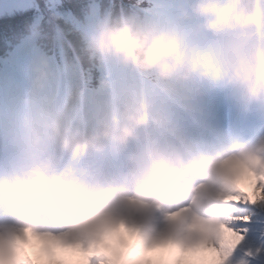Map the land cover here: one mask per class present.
<instances>
[{"label": "clouds", "instance_id": "obj_1", "mask_svg": "<svg viewBox=\"0 0 264 264\" xmlns=\"http://www.w3.org/2000/svg\"><path fill=\"white\" fill-rule=\"evenodd\" d=\"M78 32L72 58L24 46L0 99V264H264V133L176 118L264 106V0L94 6Z\"/></svg>", "mask_w": 264, "mask_h": 264}, {"label": "rangeland", "instance_id": "obj_2", "mask_svg": "<svg viewBox=\"0 0 264 264\" xmlns=\"http://www.w3.org/2000/svg\"><path fill=\"white\" fill-rule=\"evenodd\" d=\"M60 0H46L49 7L55 8ZM35 5L34 0H0V13L11 12L18 9H25ZM94 6H98L95 1L90 2V9ZM57 14H54V16ZM86 16V15H85ZM70 17H66V20L70 21ZM78 22L71 21L74 28L78 29ZM39 23L38 18H35L33 28ZM30 38L18 43L0 62V84L2 87V94L0 93V99L3 98L4 90L7 81L10 78H15L19 81L20 74L23 70L25 62V56L23 55L24 46L32 47L42 50L43 52L50 54L44 50L40 45L36 43L35 34L36 31H32ZM64 38L60 31L56 32V45L58 48V56L55 57L57 61H60L62 57L66 56V49L64 47ZM182 105L184 108H191L189 112L190 116H193L197 121L201 122L204 126L208 127L216 135L236 132L244 137L245 126L251 121L252 138L264 133V106L249 105L245 106L238 97L229 90H213L206 92L200 97L187 96L182 99ZM251 114V118L249 117ZM176 118L183 131L186 133L194 134L192 127L183 114L178 110ZM230 125L229 127H227ZM227 127L226 129H223ZM243 131V132H242ZM207 136L208 133L204 132ZM246 138H250V134L245 135ZM124 160L114 162L113 167H123Z\"/></svg>", "mask_w": 264, "mask_h": 264}, {"label": "trees", "instance_id": "obj_3", "mask_svg": "<svg viewBox=\"0 0 264 264\" xmlns=\"http://www.w3.org/2000/svg\"><path fill=\"white\" fill-rule=\"evenodd\" d=\"M103 11L109 7L119 9L135 2V0H94ZM91 0H60L55 8L49 7L46 0H34L35 5L25 9L0 13V56H6L8 52L27 38L32 31L35 18L39 23L36 28L40 34L39 43L47 48L52 44L53 34L60 31L70 42L67 48V57L72 58L73 52L77 55L79 44V32L71 21H83L90 11ZM57 14V17H54ZM70 17V21L66 17ZM84 69L88 68L86 62H82Z\"/></svg>", "mask_w": 264, "mask_h": 264}, {"label": "snow or ice", "instance_id": "obj_4", "mask_svg": "<svg viewBox=\"0 0 264 264\" xmlns=\"http://www.w3.org/2000/svg\"><path fill=\"white\" fill-rule=\"evenodd\" d=\"M82 248L85 252H87L88 248L86 244H82ZM89 264H97V257L96 256H91L89 257ZM226 264H236L234 260H229L226 262Z\"/></svg>", "mask_w": 264, "mask_h": 264}, {"label": "bare ground", "instance_id": "obj_5", "mask_svg": "<svg viewBox=\"0 0 264 264\" xmlns=\"http://www.w3.org/2000/svg\"><path fill=\"white\" fill-rule=\"evenodd\" d=\"M230 125H228L227 127H229ZM227 127H224L223 129H226ZM247 129H252V126L248 125Z\"/></svg>", "mask_w": 264, "mask_h": 264}]
</instances>
